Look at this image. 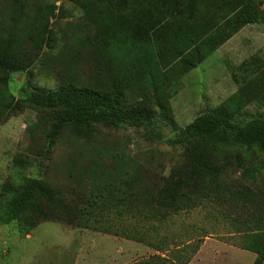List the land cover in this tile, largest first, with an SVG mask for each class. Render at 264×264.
I'll use <instances>...</instances> for the list:
<instances>
[{"label":"rangeland","instance_id":"1","mask_svg":"<svg viewBox=\"0 0 264 264\" xmlns=\"http://www.w3.org/2000/svg\"><path fill=\"white\" fill-rule=\"evenodd\" d=\"M37 1L41 0H26V10L16 30L23 57L30 55V42L22 34L28 35L30 26L39 24ZM217 2L220 9L224 7V14L220 18L216 5V12L205 18L213 16L216 25L195 42L203 48L212 35L220 32L221 44L176 79L157 80L155 71L152 85L148 77L152 57L161 66L167 53L189 48L176 35L163 37L179 34L181 22L174 19L145 27L149 16L155 17L146 3L129 1L117 10L105 3L79 7L69 0H55L53 5L47 1L46 44L36 58L31 54L24 73H8L7 77L0 74L6 78V89L13 98L23 100L36 87L54 89L69 83L107 88L127 108L148 103L157 116L156 122L138 129L98 126L86 141L63 130L47 142L52 113L20 101L15 110L7 108L0 116V187L18 185L33 177L64 194V202L71 203V194L92 180L116 182L118 169L166 175L170 166L178 164L180 151L166 146L165 139L174 134V128H183L203 112L223 106L238 124L264 117V0ZM3 10L0 0V12ZM202 17L200 12L195 13L189 23L195 26ZM218 25L221 31H216ZM159 102L167 108L169 121L160 122ZM218 158L226 166L222 189L216 196L160 220L149 216L132 218L123 212L121 221L113 214L110 219L101 214L98 223L85 221L87 226L79 220L86 216L81 209L70 211L64 218L41 222L26 231L28 237L19 233L16 223L0 226V264H48L47 259L74 258L78 252L89 250L92 255L101 250L112 253L117 248L97 242H86V247L81 248L77 242L80 229L151 243L153 249L184 244L190 238L196 243L204 237L225 240V235L243 228L242 221L253 209L251 201L264 192V173L250 180L239 177L243 168L263 161L264 155L256 150L227 149ZM232 238L233 244L240 245L239 235ZM132 263L140 264L139 260Z\"/></svg>","mask_w":264,"mask_h":264},{"label":"trees","instance_id":"2","mask_svg":"<svg viewBox=\"0 0 264 264\" xmlns=\"http://www.w3.org/2000/svg\"><path fill=\"white\" fill-rule=\"evenodd\" d=\"M47 1L52 5L55 3V0L37 1L39 24L31 25L28 35L22 34V37H27L30 42V55L23 57L18 46L16 30L25 13L26 0H3L4 10L0 12V74L7 77L8 73H24L27 69L26 63L31 60V54L36 58L42 45L46 44L49 12ZM69 1L79 7L87 6L86 3H105L107 6L113 5L117 10L124 8L129 1L146 3L154 11L155 17L149 16L145 27H156L162 21L174 19L183 24L177 28L179 34H164L163 37L176 35L187 43L184 46L189 48L178 50L172 55L167 53L166 61L161 66L152 57L148 73L152 85L155 71L156 79L163 77L165 82L183 76L210 55L223 40L219 32L212 35L203 48L195 42L204 32L216 25L213 16L205 19L207 14L216 12L217 9L220 18L221 13L224 14L225 9H220L217 0ZM198 12L203 15V19L192 26L189 22ZM202 20L204 22H201ZM219 25L216 31H221ZM0 97V116L7 108L15 110L20 101L51 112L52 123L46 137L47 142L60 135L63 130H69L76 138L86 141L90 140L92 131L98 126L120 128L126 125L137 129L147 128L153 126L157 118L148 103L127 108L112 90L80 87L72 83L61 84L54 89L36 87L28 92L25 99L18 101L7 91L6 78L0 77ZM158 107L160 122L169 121L164 104L159 102ZM173 133L165 139L164 144L179 150L180 154L178 164L170 166L166 175L157 172L147 175V172H138L135 169L121 172L118 169L120 176L118 175L116 182L92 180L81 191L79 189L71 194L68 198L71 203L64 202V194L33 177L23 179L18 185H2L0 226L16 223L19 233L27 234L26 231L36 228L41 222L64 218L70 211L76 213L81 212V209L86 216L80 213L82 217H79V220L84 222L92 220L93 223H98L101 214L108 219L113 214L120 220L123 212L132 218L149 216L160 220L191 207L195 202L216 196L222 189V173L226 166L224 162H218V157L225 150H256L264 155V117L252 118L238 124L233 121L232 113L223 106L199 114L183 128H174ZM262 173L264 160L243 168L239 177L242 180H250ZM251 205L253 209L247 214V220L241 223L243 228L235 233L239 235L241 249L255 255L253 264H264V192L255 195ZM117 213L119 215H115ZM85 223L88 226V223Z\"/></svg>","mask_w":264,"mask_h":264},{"label":"crops","instance_id":"3","mask_svg":"<svg viewBox=\"0 0 264 264\" xmlns=\"http://www.w3.org/2000/svg\"><path fill=\"white\" fill-rule=\"evenodd\" d=\"M79 230V229H77ZM78 245L86 247V242L99 245L114 244L117 248L110 253L101 250L98 254L79 252L73 258L47 259L48 264H129V261L139 260L140 264H253L255 255L241 249L240 245L232 243L236 233L225 235L226 239L213 237L201 238L196 243L190 238L184 244H170L169 248H151V243L139 242L129 238L119 239L116 236H108L80 229ZM29 235L26 234V237ZM237 238V237H236ZM122 261H124L122 263ZM45 262V263H46ZM130 264H133V263Z\"/></svg>","mask_w":264,"mask_h":264}]
</instances>
